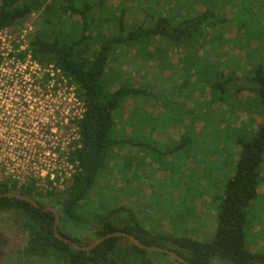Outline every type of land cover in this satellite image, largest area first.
I'll return each instance as SVG.
<instances>
[{
	"label": "trees",
	"instance_id": "trees-1",
	"mask_svg": "<svg viewBox=\"0 0 264 264\" xmlns=\"http://www.w3.org/2000/svg\"><path fill=\"white\" fill-rule=\"evenodd\" d=\"M169 1L162 0L161 3L158 0L153 7L152 0L143 6L129 5L138 4V0H120L117 6L108 4L114 3V0H0V30L23 28L27 18L36 15L34 25L38 27L28 37L32 59L41 66H53L58 70L62 82L66 81V85L74 88L84 106L82 118L77 122L80 141L68 154V160L78 164L70 184L63 191L38 194L47 198L59 211L62 220L91 223L92 229L88 233L94 239L121 231L144 244L169 249L192 264H264V249L253 252L247 246L245 235L249 208L264 183V119L253 138L241 142L235 171L224 188L213 241L153 236L136 220L128 223L122 218L126 211L123 208L105 216L94 213L97 204L100 209L108 202L105 196L97 202L92 200L96 185L106 174L107 162L120 157L116 154L117 149L129 143L137 145L126 138L125 129L117 128V119L123 117L127 101H133V107L124 117V122L135 123L137 114L132 113L136 110L137 101L153 105L161 103L163 92L158 90L156 82L173 80V76L179 73L176 71L178 68L182 71L181 75H184V69L195 68L201 50L213 40L208 30L213 29L219 19L211 0H173L172 8ZM166 5L170 6L172 14L165 12ZM196 6L204 10H194ZM134 11L139 15L134 16ZM219 45L221 47L223 43ZM125 49L135 51L137 60L143 66L149 68L155 64L157 77L152 75L147 80L148 70L140 83L124 84L120 71L110 70L109 64ZM173 49L181 53L177 68L169 58ZM249 54L247 59L251 56ZM251 62L254 65L251 72L255 74L252 80L256 83L251 94L260 98L264 108V64L258 63L257 59ZM166 71L169 75L163 76ZM240 91L245 90L241 88ZM184 140L183 135L181 142ZM17 187L14 181L0 182V193L16 190ZM36 191L34 183L21 187L22 194L32 195ZM11 202L21 209V228L25 239L20 248H25L32 264L176 262L163 253L140 249L123 237L107 238L89 252L77 251L55 237V216L52 212H44L25 201L7 198L0 199V206L6 208ZM85 209H88L87 213ZM17 262L22 263L20 260Z\"/></svg>",
	"mask_w": 264,
	"mask_h": 264
},
{
	"label": "rangeland",
	"instance_id": "rangeland-1",
	"mask_svg": "<svg viewBox=\"0 0 264 264\" xmlns=\"http://www.w3.org/2000/svg\"><path fill=\"white\" fill-rule=\"evenodd\" d=\"M119 1L108 4L117 6ZM138 1L129 5L143 6L148 0ZM156 1L152 0L153 7ZM172 1H169L171 7L165 6L166 13L172 14ZM211 1L219 22L208 30L213 40L201 50L199 63L195 68L184 69V75L178 68L179 73L173 80L156 82L158 90L163 92L162 102L153 105L137 101L132 113L137 114L135 123L124 122V117L132 111L133 101H127L123 117L117 119V128L125 129L126 138L137 145L129 143L117 149L120 157L107 162L106 174L92 192V200L97 202L105 196L108 201L104 204L106 207L101 205L99 209L96 205L97 216L123 208L126 211L121 213L122 218L128 223L136 220L153 236L189 237L200 242L214 240L217 213L224 199L226 182L235 171L241 142L252 139L264 119L260 98L251 94L256 85L252 80L255 74L251 72L254 67L251 61L257 59L264 64V0ZM226 2V6H219ZM196 9L204 10L198 6ZM133 14L139 15L135 11ZM35 18L33 15L25 22L34 31L38 27H35ZM31 22L35 25H30ZM24 27L12 28L13 35H18ZM248 53L251 56L247 59ZM180 56L179 51L171 50L169 58L175 68ZM109 69L120 71L124 84L140 83L148 70L147 80L158 75L155 64L149 68L143 66L135 51L127 49L117 54ZM168 75V71L163 74ZM55 87L59 95L51 96L52 101L44 103L51 113L50 120L54 115L60 116L56 111L60 105L63 115L73 105L71 87L64 84ZM241 88L245 91L238 92ZM183 135L185 140L181 142ZM54 136L59 140L43 144V161L49 175L62 173V176L57 175L61 178L56 186L59 190L67 184L72 172L64 160L72 147L70 144L76 140L74 127L66 123L58 126ZM37 148H41L38 143ZM262 169L264 175V159ZM38 183L36 193L43 195L46 181ZM84 211L87 213L88 209ZM90 229L89 222L63 221L60 231L85 246L94 239L88 233ZM245 235L247 246L253 252L264 249V183L249 208Z\"/></svg>",
	"mask_w": 264,
	"mask_h": 264
},
{
	"label": "built area",
	"instance_id": "built-area-1",
	"mask_svg": "<svg viewBox=\"0 0 264 264\" xmlns=\"http://www.w3.org/2000/svg\"><path fill=\"white\" fill-rule=\"evenodd\" d=\"M31 31L29 25L15 36L12 28L0 30V182L14 181L19 187L34 183L37 190L39 180H43L46 181L45 194L63 191L70 184L78 164L68 160V151L64 161L72 172L67 184L58 190L56 186L61 178L57 175L62 176V173L49 175L43 161V144L59 140L54 135L58 126L65 123L74 127L76 140L70 145L79 144L77 122L82 118L84 106L71 87L72 108L63 115L60 105L56 109L60 116L53 114V119H49L51 113L44 103L51 102V96L59 95L55 85L61 87L66 81L62 82L60 72L53 66L44 67L32 59L28 38ZM37 143L41 145L40 149Z\"/></svg>",
	"mask_w": 264,
	"mask_h": 264
},
{
	"label": "flooded vegetation",
	"instance_id": "flooded-vegetation-1",
	"mask_svg": "<svg viewBox=\"0 0 264 264\" xmlns=\"http://www.w3.org/2000/svg\"><path fill=\"white\" fill-rule=\"evenodd\" d=\"M6 193H16L22 196L31 197L34 201H36L42 207H53L49 202H44V199H47L46 197L40 196L38 193L34 192L32 195L22 194L21 187L19 186L16 188V190L6 192ZM0 194H5V193H0ZM3 198H7L10 200L23 201L15 197L13 198L2 197L0 199H3ZM13 204L14 202L8 203L9 206H7L6 208H3L0 206V264H32L30 261V258L27 256V253L25 252V248H20L22 246L21 244H23L24 239H25L24 230L21 228L23 221H22L21 212H20L21 209H18ZM62 219L63 218L60 215L58 231L60 230L61 225L64 221ZM53 229H54V226H53ZM63 236L66 237L65 235ZM95 240L96 239H92V241L90 243H87L86 245H90ZM17 260L22 261V263L17 262Z\"/></svg>",
	"mask_w": 264,
	"mask_h": 264
},
{
	"label": "water",
	"instance_id": "water-1",
	"mask_svg": "<svg viewBox=\"0 0 264 264\" xmlns=\"http://www.w3.org/2000/svg\"><path fill=\"white\" fill-rule=\"evenodd\" d=\"M2 197H8V198H17L23 201H26L30 204H32L34 207L39 208L40 210L47 212L50 211L55 215V222H54V232H55V236L56 238H58L60 241L64 242L65 244L70 245L72 248H74L77 251H83V252H89L91 250H93L96 246H98L101 242H103L105 239L110 238V237H123L126 238L127 240H129L131 243H133L135 246H137L140 249L146 250V251H150V252H160L163 253L165 255H167L168 257H170L171 259H173L174 261L180 263V264H192L189 263L188 261H186L185 259H183L182 257H180L178 254H176L175 252L163 248L161 246H156V245H147L144 244L140 241H138L135 237H133L131 234L129 233H125V232H114L111 234H108L106 236H103L101 238L96 239L95 241H93L90 245H86V246H80L78 244H76L74 241H72L71 239H68L66 237H64L63 235H61L58 231V224L60 222V214L58 212V210L56 208L53 207H42L40 206L36 201H34L31 197H27V196H22L16 193H5V194H0V198ZM211 264H218V263H211Z\"/></svg>",
	"mask_w": 264,
	"mask_h": 264
}]
</instances>
